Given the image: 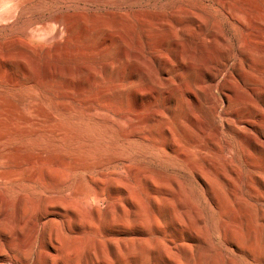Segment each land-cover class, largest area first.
Wrapping results in <instances>:
<instances>
[{
  "label": "rangeland",
  "instance_id": "obj_1",
  "mask_svg": "<svg viewBox=\"0 0 264 264\" xmlns=\"http://www.w3.org/2000/svg\"><path fill=\"white\" fill-rule=\"evenodd\" d=\"M0 264H264V0H0Z\"/></svg>",
  "mask_w": 264,
  "mask_h": 264
}]
</instances>
